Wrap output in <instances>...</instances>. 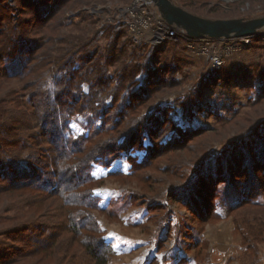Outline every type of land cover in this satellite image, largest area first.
<instances>
[{
    "label": "rangeland",
    "instance_id": "rangeland-1",
    "mask_svg": "<svg viewBox=\"0 0 264 264\" xmlns=\"http://www.w3.org/2000/svg\"><path fill=\"white\" fill-rule=\"evenodd\" d=\"M121 1L124 0L89 4L85 0H0V29L7 30L10 35L17 33L26 43L25 49L38 44L41 46L39 50L59 53V67L66 66V70L69 67L71 70L79 68L80 73H88L87 82L82 83L80 93L91 92L87 100L93 101L98 96L103 98V101H96V109H90L87 103L70 117V130L74 136L88 133L91 122L100 124L107 119L94 114L96 111L103 113L104 107H112L113 97L117 96V73L127 64L133 66L138 60L142 62L145 54L149 55L148 72L157 73L158 69L170 68V64L171 69L163 77L172 75L181 80V87L171 88L157 99L155 104L159 102L160 107L157 111L152 108L155 99L138 113L128 109L127 125H135L139 132L136 145L130 143L124 149L115 151L106 163L94 164L91 171L98 180L93 193L100 206L92 214L114 252L108 264H264V194L250 203H244L243 188L240 187L243 181L240 178L229 181V184L234 182L236 186L220 183L215 189L214 210L210 211L206 204L188 202L189 197L195 198L193 192L198 189L199 183L194 182L192 193L185 187L191 185L189 180L196 172L201 174L223 168L224 160H228L230 150L227 155L223 153L222 158L209 159L208 155L203 162L200 159L205 155L201 151L203 153L206 148L211 154L219 153L224 151L223 146L228 142L235 143V131L224 135L225 129L230 126L228 122L239 119L240 116L235 118L236 114L245 113L250 103L260 97L264 88V32L243 46L228 45L227 42L220 44L225 62L219 71H211L208 56L188 48L185 38L173 39L176 41L162 49L149 48L146 41L135 39L124 22ZM173 1L188 11L208 18H250L264 14L257 6L250 5V1L240 6V0ZM190 2H195L192 7L188 6ZM58 17L59 24H56ZM51 19H54L57 30L52 33L51 28L39 25H50L53 23ZM110 25H116L112 34ZM122 29L124 34L121 37ZM80 36H83L85 43L78 41ZM84 53H89L91 62L82 58ZM2 61L0 59V67L12 66ZM101 65L106 70L108 85L93 95L92 92L98 90H93L97 82L93 72H97ZM8 76L0 75V101L5 99L3 109L0 105V122L6 119V127L2 125L0 131L4 134L13 124L10 111L15 103L12 100L20 94L16 91L20 89L23 92L20 97L24 102L30 82H33L29 78ZM138 78L143 83L145 73L142 72ZM77 83L80 84L81 80H77ZM188 90H195L193 99H186ZM150 111L156 116L144 120ZM119 114L123 113L115 111L109 118ZM159 116L167 121L152 131L151 120L155 123ZM223 119L227 123L223 124ZM31 123L32 126L36 125L34 121ZM200 128L207 131L188 141L187 148H163L165 144L174 145L187 140L178 133L179 130L187 132ZM217 129L218 132L211 134ZM23 130V139H29L31 131ZM177 135L180 136L176 138ZM253 136L262 141L264 154V129ZM252 144L251 139L244 143L249 148L247 154L252 150ZM262 148L258 155L263 157ZM252 154L254 151L249 156L253 157ZM35 197H26L27 201H24L14 195L5 205V201L0 202V216L4 215V208L8 209L7 214L10 215L27 210L30 213L26 204ZM54 216L43 218L44 222L56 221ZM17 232L15 230L10 238L0 234V264H34L53 257L35 259L26 252V260L13 254L12 258L5 259V255H10L7 251L10 247H13L12 251L20 247L25 254L26 245L14 239L20 235ZM59 233V264H65L74 254L77 243L70 236L66 238L71 234L66 229L59 228Z\"/></svg>",
    "mask_w": 264,
    "mask_h": 264
},
{
    "label": "trees",
    "instance_id": "trees-1",
    "mask_svg": "<svg viewBox=\"0 0 264 264\" xmlns=\"http://www.w3.org/2000/svg\"><path fill=\"white\" fill-rule=\"evenodd\" d=\"M85 1L89 4H98L104 0ZM130 1L124 0L121 1V4L126 6ZM248 1H250V5L257 6L264 11V0H240L238 6ZM190 3L188 4L189 7L193 6L195 2ZM191 12L193 11L191 10ZM51 21L53 23L50 25L49 23L39 25L43 28L47 26L46 29L51 28L52 33L57 31L55 25L59 24V17L56 24L54 19ZM120 24L126 28L123 22ZM116 25H110L111 34ZM123 31L122 29L121 37L124 34ZM83 36L78 37V41L85 43ZM172 41L176 40L167 39L158 45L147 44L149 48L162 49ZM25 47L26 43H23L17 33L10 35L7 30L0 29V59L3 60L2 63L9 62L12 65L9 66L10 70L8 66L2 65L0 67L1 77L9 78L8 75H12V78H29L33 81L30 82L29 92L25 96L24 102L20 97L23 96V92L20 89L16 91L17 94H20L12 100L15 103L10 111V116L13 117L12 127L6 134L0 131V202L5 201V205L14 195H18V198L24 199V201H27L26 197L36 196L32 202L26 204L28 206L26 209L31 210L30 213H27V210L23 213L18 211L10 215L7 214L8 209H3L5 213L0 216L2 219L0 221V234L10 238V235L18 230L17 233L20 235L14 239H18V242L26 245L27 248L23 254L24 251L20 247L15 251H12L13 247H10L7 250L10 255H5V259L12 258L11 255L13 254L26 260V252H29L30 256L36 257L35 259L53 255L51 258L35 262L36 264H59V245L61 244L59 228H64L71 233L66 238L70 236L77 243L74 254H71L69 261L65 264H108L114 252L109 242L103 237L100 225L92 214V211L100 208V206L99 202L94 199L93 193V188L98 180L93 177L91 171L94 164L106 163L115 151L124 149L130 143L132 146L136 145L139 132L135 125H127L128 109L138 113L140 109L143 110L153 102L152 99H155L153 103L155 104L157 99L166 91L181 87V80H177L172 75L169 78L163 77L165 72L171 69L170 64H168L170 66L168 69L164 67L161 70L158 69L157 73L148 72L147 57L149 55L145 54L142 62L138 60L133 66L127 64L117 73L119 77L116 80L115 91L118 97L116 95L113 97L112 107L107 109L104 107L102 108L103 113L100 114V111H96L94 114L95 116L107 117V119H104L100 124H97V121L91 122L88 133L74 136L70 130V117L77 109H81V106H86L87 103H89L90 109H96V101H103V98L95 96L93 101L87 100L86 98L91 95V92L80 93L79 89L82 88V83L87 82L88 73L85 71L80 73L79 68L71 70L69 67L66 70V66L59 67L61 60L59 53L52 54L51 51L48 52V49L47 51L45 49L39 50L41 46L38 44L27 49ZM88 54H82V58L91 62V56ZM12 58L15 60L11 61ZM105 71L101 65L97 72H93L97 81L93 90L98 88L97 92H92L93 95H96L98 91H103V88L108 85ZM211 71H219V69L212 68ZM142 72L145 73L146 78L143 83H140L138 76ZM78 74L79 78L77 79ZM77 80H81V83L76 84ZM194 92L195 90H188L187 95H185L186 99H193ZM28 96L31 97L28 98ZM86 100L87 102L82 104ZM4 103L5 99L0 101L2 109ZM118 104L119 107L116 108ZM263 105L264 88L260 97L250 103V107L245 113L236 114L235 118L240 116L239 119L228 122L230 126L225 129L224 135L235 131V143L228 142L223 146L224 151L219 153L211 154L209 150H205L206 148L202 153L200 149L201 154L205 155L203 159V156L200 159L202 162L208 155L209 159H212L214 157L222 158L223 153L227 155L229 150L231 153L229 152L228 160H224L223 168L193 174L194 176L189 180L192 189L190 186L185 187L192 190L189 192L192 193L195 189L194 182L199 184L198 189L193 192L195 198L189 197L188 202L198 201L202 205L206 204L210 211L214 210L216 187L220 183L229 184V181L237 178L243 181L242 184L240 183V187L243 188L242 200L245 201L244 203H250L253 199H258L264 194L263 144L261 140H256V137L253 136L256 135L257 131L264 129ZM158 106L159 102L152 108L157 111L160 108ZM115 111H121L123 114L109 118ZM154 114L152 111L148 112L144 120H150L156 116ZM33 121L36 124L34 126L31 123ZM166 121L162 116L157 117L155 123L151 120L152 131L160 125L163 126ZM226 121L223 119L221 122L225 124ZM5 123L6 119L4 122H0V127L2 125L6 127ZM23 129L31 131L28 138L31 137L27 140L23 139L21 135ZM189 130L187 132L179 130L178 132L187 140L174 145L165 144L163 148L185 149L189 145L188 141L207 131L203 128ZM218 130L211 134L218 132ZM153 136L155 138L156 135L153 134ZM179 136L177 135L176 138ZM212 136L214 137V135ZM249 139L253 140V144L250 146L252 150L249 152L250 154L254 151L253 157L247 154L248 146H244V143ZM261 148L263 157L258 155ZM153 152L156 153L154 150ZM228 186H236V184L233 182ZM209 210H207L208 214ZM53 215H55L56 221L44 222L45 219L43 218L53 217ZM73 255L74 259H72Z\"/></svg>",
    "mask_w": 264,
    "mask_h": 264
},
{
    "label": "built area",
    "instance_id": "built-area-1",
    "mask_svg": "<svg viewBox=\"0 0 264 264\" xmlns=\"http://www.w3.org/2000/svg\"><path fill=\"white\" fill-rule=\"evenodd\" d=\"M121 9L124 14V22L135 39L140 38L147 43L158 45L167 39L185 38L187 47L207 55L211 67L215 69H220L225 62L220 44L227 42L226 44L243 46L250 42L253 37L258 36L226 40L207 37L189 38L183 31L168 24L150 0H132Z\"/></svg>",
    "mask_w": 264,
    "mask_h": 264
},
{
    "label": "water",
    "instance_id": "water-1",
    "mask_svg": "<svg viewBox=\"0 0 264 264\" xmlns=\"http://www.w3.org/2000/svg\"><path fill=\"white\" fill-rule=\"evenodd\" d=\"M160 16L189 38L235 39L264 32V14L250 18H208L197 15L173 0H150Z\"/></svg>",
    "mask_w": 264,
    "mask_h": 264
},
{
    "label": "bare ground",
    "instance_id": "bare-ground-1",
    "mask_svg": "<svg viewBox=\"0 0 264 264\" xmlns=\"http://www.w3.org/2000/svg\"><path fill=\"white\" fill-rule=\"evenodd\" d=\"M261 33H259L258 35H260Z\"/></svg>",
    "mask_w": 264,
    "mask_h": 264
}]
</instances>
